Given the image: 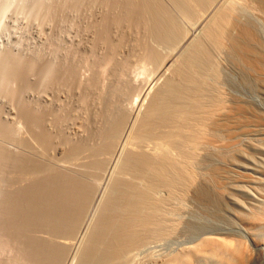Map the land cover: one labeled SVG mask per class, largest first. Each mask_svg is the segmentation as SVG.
Returning <instances> with one entry per match:
<instances>
[{
	"label": "bare ground",
	"instance_id": "6f19581e",
	"mask_svg": "<svg viewBox=\"0 0 264 264\" xmlns=\"http://www.w3.org/2000/svg\"><path fill=\"white\" fill-rule=\"evenodd\" d=\"M47 4L92 57L0 53L2 263L264 264V0Z\"/></svg>",
	"mask_w": 264,
	"mask_h": 264
},
{
	"label": "rangeland",
	"instance_id": "374dc122",
	"mask_svg": "<svg viewBox=\"0 0 264 264\" xmlns=\"http://www.w3.org/2000/svg\"><path fill=\"white\" fill-rule=\"evenodd\" d=\"M56 1L55 0H0V53L3 51H6L7 49L8 50L10 49L14 53H17L19 55L21 54V56L25 58H31V56L34 57L35 54L36 55L40 54L48 59L53 58L55 60L57 59L59 60L63 58L65 54H67L66 53L67 50L69 51L71 49H74V50L81 51V53L83 52L82 54H84V57H87L88 55L92 57L89 54L90 53L89 51H87L89 52L88 55L85 56L86 51L84 52L83 50L85 49L84 45L88 46L90 43L89 40L92 39L91 35L89 34L91 32V29H90L91 25L89 24L91 23L90 19H92V17H90L87 14L86 16L87 17L89 16L87 19V17L85 16L86 13L84 14V12H82L83 13L82 14L81 12L78 13L76 11L74 12L72 10H68L66 13L63 14V16L62 15L58 16L59 19H54V18L49 19V20L44 19L45 17H43L44 14H43V11L40 9L41 8L40 4L49 3L50 5L52 4L53 6L54 3H56ZM87 26H89L90 30L88 29ZM263 31H264V28H263ZM84 40L86 42H84ZM87 46L85 47L87 48ZM62 52L64 53L63 54L64 56L62 54H59ZM31 78H32L31 81L34 80L32 81L33 83L32 86H34V89L33 87L31 88L33 90V94L35 93L37 94L40 91L44 92L45 88L40 83H37V82H40L39 78H34V77H31ZM36 94L33 96L30 95L29 97L28 96L26 97L25 95V100L28 102V104H33L36 101V97L39 95V93L37 95ZM3 99L4 98H0L1 106L2 105L4 106L5 101H6L5 99H4L5 101ZM240 101L244 102L242 105L245 108H241V110H236L235 117H236L237 123L239 125L248 127L249 121H255V122L259 121L260 125L264 126V114L263 112H260L259 109L257 108L256 101L244 95L240 97ZM247 114L251 115L252 120H248L247 123L243 121L241 122L240 120H238L240 116L242 115L245 116ZM262 120H263V123H262ZM22 125L21 123L17 122V126L19 128V134H22V136L20 135L19 138L21 137L23 138L24 137L23 134L25 136L27 135L24 138L25 139L27 138V140H29L30 143L34 144L33 139H30L32 137L29 135L27 129L25 128V126H22ZM249 130L243 128V130H239L238 134L246 133ZM2 142H4V144L10 150H14V151L20 150L19 148H16L17 146L13 142H10V141H2ZM247 151L249 150L247 149ZM220 170L222 172L229 173V175L232 178L237 177L238 172L244 173V168H242L241 170H237L234 166H231L228 168H220ZM246 173L247 172H245V174ZM0 187H2L1 184H0ZM4 188L5 186L3 187V189ZM3 189L2 188L0 189V193L2 191L4 192L5 190L6 192L8 191L7 189H4V190ZM3 192L1 194H3ZM4 242H7V240L6 241L1 240L0 242L1 243L0 244V263L1 264H3L4 262L7 263L6 261H10L14 259L13 256H15L17 253L14 248L12 249V247L8 245V243H6L7 244L6 245L4 244ZM2 243H3V246H2ZM1 246L2 247L10 246L11 248L4 247V249H2Z\"/></svg>",
	"mask_w": 264,
	"mask_h": 264
}]
</instances>
